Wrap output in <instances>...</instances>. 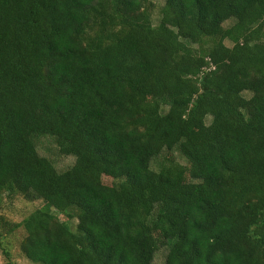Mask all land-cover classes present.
<instances>
[{
    "label": "trees",
    "instance_id": "obj_1",
    "mask_svg": "<svg viewBox=\"0 0 264 264\" xmlns=\"http://www.w3.org/2000/svg\"><path fill=\"white\" fill-rule=\"evenodd\" d=\"M163 1L0 0V194L44 201L8 229L34 263L264 264V0Z\"/></svg>",
    "mask_w": 264,
    "mask_h": 264
},
{
    "label": "rangeland",
    "instance_id": "obj_2",
    "mask_svg": "<svg viewBox=\"0 0 264 264\" xmlns=\"http://www.w3.org/2000/svg\"><path fill=\"white\" fill-rule=\"evenodd\" d=\"M153 8L154 24H157L160 18V8L163 0H150ZM234 22L233 18L227 20L224 26H230ZM228 44H231L227 41ZM37 149L41 155L51 159L58 170L63 171L75 162L73 155H66L60 152L55 138L50 135L39 136L36 139ZM168 154L163 151L161 155L154 158L152 167L160 169L164 156ZM178 160L185 164V159L177 152ZM170 156V154L168 155ZM105 183L112 185L117 180L110 176H104ZM44 201L40 198L27 199L24 195L13 192L11 187H7L0 194V264H38L29 260L21 250V242L26 235L25 228L19 226L8 230L12 222H22L31 212L42 208ZM52 217L61 224H68L73 231H76L77 218H69L66 214L53 213ZM167 247H161L157 251L153 264H166Z\"/></svg>",
    "mask_w": 264,
    "mask_h": 264
}]
</instances>
